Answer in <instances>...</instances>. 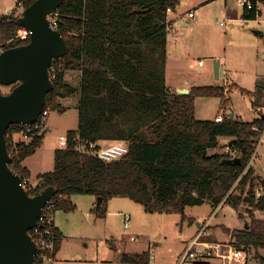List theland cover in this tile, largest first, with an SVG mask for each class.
<instances>
[{"label":"trees","instance_id":"16d2710c","mask_svg":"<svg viewBox=\"0 0 264 264\" xmlns=\"http://www.w3.org/2000/svg\"><path fill=\"white\" fill-rule=\"evenodd\" d=\"M34 1L17 0V6L25 9ZM177 5L175 0H66L59 7L58 31L68 52L52 62L54 91L47 95L45 109L62 111L60 100L79 95V128L69 131V138L79 135L96 149L104 143L124 144L129 152L104 162L78 152L70 141L67 148L55 151L53 170L38 178L43 180L42 189L55 186L52 201L57 212L74 211L70 200L74 195L101 198L94 209L98 216L105 215V206L114 197H127L147 213L176 212L184 218L187 207L204 203L217 207L225 201L235 210L245 207L251 218L248 228L226 231L235 247L254 249L259 264H264L259 253L264 248V219L255 216V211L264 212L263 178L255 175L253 166L243 176L256 149L258 134L253 127L263 129L264 116L253 122L230 115H223L219 123L198 120L196 98H220L225 110L229 106L225 88L202 86L182 95L167 86L166 11ZM20 16L18 10L0 15V35L9 41L6 49L29 43L14 39L21 28ZM244 17L256 20L254 12H245ZM67 71L80 72L78 87L66 82ZM19 127L13 125L8 132ZM29 137L13 147L7 139L10 167L22 178L29 175L22 163L42 146L45 132ZM221 137L233 138L229 145L241 150V165L225 164L229 157L209 153L218 148ZM236 184L242 188L240 194L234 190ZM259 187L262 196L256 198ZM53 230L59 251L63 235L55 226ZM122 261L147 263L149 254H125Z\"/></svg>","mask_w":264,"mask_h":264},{"label":"rangeland","instance_id":"374dc122","mask_svg":"<svg viewBox=\"0 0 264 264\" xmlns=\"http://www.w3.org/2000/svg\"><path fill=\"white\" fill-rule=\"evenodd\" d=\"M176 1L182 20V24L176 23L177 31L183 37L190 35V39H168V50L173 55L169 57L167 86L174 87L175 81L184 78L194 81L201 79L206 86H225V78H216L213 58L225 57L229 69L234 70L232 81L239 87L230 85L229 90L223 87L229 100V106L224 111L220 98H196V118L213 121L218 115H230L232 112L242 122H253L259 118L261 114L257 109L264 112V77L257 78L256 75L254 63L257 60V46L254 38L263 42L264 24H236L229 21L227 5L237 0ZM183 2L188 5L183 6ZM13 4L15 0H0V14ZM236 5L233 6L240 14L242 8ZM196 9L199 11L198 16L188 24L185 14ZM260 20H264V11ZM255 30L263 33L254 36ZM260 60H263L264 65V57L260 56ZM200 61L203 62L202 66L199 65ZM75 74L77 71L65 72V80L73 86L77 85L74 82L76 78L72 79ZM10 90V87L0 85L2 94H8ZM60 104L62 111L51 110L47 127L43 130L46 164L41 167L35 162L36 171L53 170L54 151L59 149V138L79 128L78 97L62 99ZM230 141L229 138L221 137L217 150L209 153L225 155L224 149ZM40 156L37 155L35 160H39ZM253 164L255 175L264 178V146ZM234 190L240 194L242 188L236 184ZM95 199L92 195H74L71 201L76 209L56 213L55 223L63 233V240L54 264H132L124 263L122 257L125 254L145 253L149 254V262L143 264H180L187 245L197 235L202 223L212 218L207 241L231 243L232 235L226 230H240L251 222L245 207L235 210L225 201L217 207L210 203L187 207L184 218L183 214L176 212L147 213L142 205L127 197L112 198L105 206V215L98 216L93 212ZM106 209L111 211V215L106 216ZM124 214L131 217L129 229L125 228ZM255 216L264 219V212L255 211ZM261 249L260 254L264 257V248ZM246 255V264H259L254 249L246 251ZM186 264L193 262L188 261Z\"/></svg>","mask_w":264,"mask_h":264},{"label":"water","instance_id":"95a60500","mask_svg":"<svg viewBox=\"0 0 264 264\" xmlns=\"http://www.w3.org/2000/svg\"><path fill=\"white\" fill-rule=\"evenodd\" d=\"M65 1L35 0L23 9L17 24L31 32L29 43L6 49L0 55V85L11 88L8 94L0 92V264H35L37 246L30 231L38 226L43 208L56 195L55 186L37 196L29 195L21 176L10 167L6 134L13 125L35 123L45 109L47 95L54 91L52 62L67 54L68 45L51 27L48 17ZM215 75L217 79L223 75L219 62L215 64ZM178 93L188 95L190 91L179 89ZM234 117L232 112L230 118ZM224 163L241 165L242 161L225 159ZM101 200L98 198V205Z\"/></svg>","mask_w":264,"mask_h":264},{"label":"built area","instance_id":"2783aa9c","mask_svg":"<svg viewBox=\"0 0 264 264\" xmlns=\"http://www.w3.org/2000/svg\"><path fill=\"white\" fill-rule=\"evenodd\" d=\"M237 4L245 12H254L256 19H258L264 8V0H237ZM19 7L22 8V5L19 4ZM23 9V8H22ZM166 28L168 32L173 30V21L171 16L173 15V9L168 8L166 11ZM196 12H190L187 14L189 20L195 18ZM48 19L51 22V27L54 30H58L59 26V14L57 11L50 15ZM31 32L26 28H20L17 35L14 37L17 41H27L30 39ZM9 44V41H5L0 35V55L3 51L6 50V46ZM203 65L201 61L199 63ZM54 72V69H50V77L53 80L54 75L51 72ZM50 115L49 109H44L41 113L38 120L33 124L19 125V129H11L7 131L6 138L9 140L10 145L13 147L18 140L16 137H19L28 141L30 139L29 134L35 131H43L48 123V117ZM224 116H218L215 120L216 122H222ZM12 127V126H11ZM254 132L258 134L256 141V149L252 156L251 162L246 168L243 176L248 172V170L254 165L253 163L257 160L259 151L262 146H264V128L261 129L258 126L253 127ZM70 141L76 143V150L80 153H89L97 157L98 159L104 162H112L119 160L128 154L129 148L124 144H114L108 147H101L96 149V144H88L80 139L79 135L73 136L72 139L68 135H63L59 138V149H65L69 146ZM225 156L229 159L240 158L242 152L238 148H232L230 145H227L224 149ZM11 155V152H9ZM22 178V177H21ZM241 180V179H240ZM22 185L25 190L29 193L31 197H34V193L38 190L44 191L42 189L43 180L39 178H32L30 175H25L22 178ZM262 196V187H259L256 191V198ZM56 204L51 200L43 208L42 213L38 219V226L33 228L30 231L36 246L37 253L35 256V264H54L56 259V242L57 236L53 230L55 226V217H56ZM125 218V228H130L131 217L127 214L124 215ZM212 218L208 221L201 224L197 235L189 242L187 245L186 251L182 257L180 264H186L188 261H201V262H212L213 264H246L247 255L245 251L239 250L230 242H210L206 238L210 235L209 229L211 225Z\"/></svg>","mask_w":264,"mask_h":264},{"label":"crops","instance_id":"0c3cea01","mask_svg":"<svg viewBox=\"0 0 264 264\" xmlns=\"http://www.w3.org/2000/svg\"><path fill=\"white\" fill-rule=\"evenodd\" d=\"M231 3L232 4H229L230 6L227 5V12H226V14L228 16L227 18H229V21H231L232 23H236V24L237 23H240V24L241 23H243V24L256 23V24H259V25L264 24V20H260L261 19V16L258 19H256V20H247V19H245V17H244V11L241 9L242 11H240V14H239V11L237 9L235 10V8L233 6V5H235L237 3V1H236V3H235V1L234 2H231ZM226 4H228V1H227ZM182 5L183 6H187L188 3L183 2ZM14 10H18V12H20L22 10L21 7L17 6V0H15V5L14 4L11 5L9 7V9H4L3 13L0 14V15L10 14ZM263 11H264V8H263ZM191 12H193V11H191ZM194 12H196V15H195V18H196L198 16V14H199V11L196 9ZM179 13L180 12L178 10V7L176 6V9H173V15L171 16V20L173 21V30L171 32H169L168 39H169V37H171L172 40H174V41H179V40H182V39H184L186 41V40H189L190 39V35L187 34L186 37H183L184 35L181 34L180 32H178L177 31V28H176V23H179L180 22L182 24V20L180 19L181 18V15ZM187 14L188 13L185 14V17H186L187 23L190 24L195 18L193 20H189L187 18ZM262 14H263V12H262ZM261 28H262V26H261ZM261 33H263V31L261 32L260 30H255L254 31V36H258ZM262 41L263 42H260L259 40H257L256 38H254V42L256 43V46H257L256 47L257 48V60L254 63L257 78L262 77V76L264 77L263 60L262 61L260 60V56H262V58L264 57V38H262ZM167 49H168V43H167ZM170 55H173V54L172 53H169V50H168V61H167V66H166V81L168 80L167 76H168V65H169V61H170L169 60ZM213 58H214L215 64H216V62H219L220 63V66L223 68V75L220 76V78L217 79V80H220V79L221 80L222 79L224 80V78H225V81H224L225 82V84H224L225 86L220 85L218 87H227L228 88L230 85H232V87L235 86L236 88L239 87L238 85L236 86V83H233V81H232V77L231 76H233L234 70L229 69L228 65L226 64L225 57H222V58L213 57ZM200 66H202V65H200ZM65 79H66V75H65ZM72 79H75L74 82L77 83V85H75V86L78 87L80 85V82H81V74H80V72H77V74H75L74 76H72ZM202 82L203 81L201 79L199 81H194V80H188L187 78H184V79H180V80L175 81L173 83L174 84V87H169V86L168 87L171 90H173V91H177L178 92L179 89H183V90H189L190 93H191V91H192L193 88L206 86V85H203ZM254 82H257V81L255 80ZM173 84H172V86H173ZM226 84H227V86H226ZM228 90H229V88H228ZM76 96L78 97V103H79L80 97H79V95H76ZM257 112H259L261 114L259 116V118L262 117V116H264V112H263L262 109L258 108L257 109ZM218 116H221V115H218ZM234 118L238 119L237 116H236V114H235V117ZM16 139H21V138L18 135L16 137ZM230 139H231V141H230V143H231L233 141V138H229V140ZM230 143H228V144H230ZM112 144H114V143H104V144H102V147H108V146H111ZM43 147H44V141L42 143V146L36 151V153L33 156H31V157L27 158L26 160H24L23 163H22V166L26 169L27 173L32 178H38V176L43 175V174H45L47 172L52 171V170H49V171H45V170L44 171H36V169H35V167H36L35 166V162H37L38 163V166L40 165L41 167L46 164V161H45V159H46L45 158L46 157V151L43 152L44 151ZM216 150L217 149H214L212 151L215 152ZM39 154H41L39 160H35V157H37V155H39ZM51 158L52 157H50V161H51ZM253 167H254V165H253ZM257 176H258L259 179L261 178V176H259V175H257ZM263 180H264V178H263ZM70 200H71V198H70ZM97 202H98V199L96 198L95 199V202L93 203L94 209H95V207L97 205ZM93 212H95V211L93 210ZM107 212H108L107 213L108 215L106 214V216L111 215V211H109V209L107 210ZM124 215H123V217H124ZM124 225H125V218H124ZM55 227L63 235L62 231L59 229V227L56 225V223H55ZM60 248H61V246H60ZM60 250L61 249H59V251ZM261 250L262 249L259 250V253H260ZM59 251H57V253H56L55 262L57 261Z\"/></svg>","mask_w":264,"mask_h":264}]
</instances>
